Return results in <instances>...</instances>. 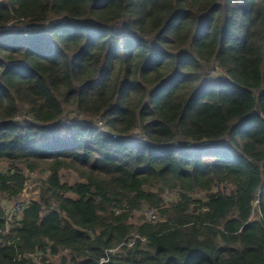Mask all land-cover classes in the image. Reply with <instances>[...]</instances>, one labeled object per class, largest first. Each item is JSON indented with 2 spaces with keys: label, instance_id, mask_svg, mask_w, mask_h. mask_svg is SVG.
I'll return each instance as SVG.
<instances>
[{
  "label": "trees",
  "instance_id": "trees-1",
  "mask_svg": "<svg viewBox=\"0 0 264 264\" xmlns=\"http://www.w3.org/2000/svg\"><path fill=\"white\" fill-rule=\"evenodd\" d=\"M0 230V264H264V0H0Z\"/></svg>",
  "mask_w": 264,
  "mask_h": 264
},
{
  "label": "built area",
  "instance_id": "built-area-1",
  "mask_svg": "<svg viewBox=\"0 0 264 264\" xmlns=\"http://www.w3.org/2000/svg\"><path fill=\"white\" fill-rule=\"evenodd\" d=\"M30 175H33V173H30ZM30 175L28 174V176H30ZM28 203H29V201L28 200H25L23 198V196H22V198H21V200L19 202H17L16 204L8 205L6 207V209H5L6 211L5 212H6V215L8 216V223L9 224H12L13 223V218H14L15 215H18L19 216V215L22 214V212L24 211V209L26 207V204H28ZM144 215H146L147 218L150 219V220H152V221H156L157 220V215L155 214V211H153V210H147V211H145L144 212ZM9 226L10 225H8L7 228ZM6 232H4L3 230H0V240H1V235H5ZM113 252H115V250H111V253H113ZM23 257L24 258H27L28 255H24ZM104 262H106V260H103L102 263H104Z\"/></svg>",
  "mask_w": 264,
  "mask_h": 264
},
{
  "label": "rangeland",
  "instance_id": "rangeland-1",
  "mask_svg": "<svg viewBox=\"0 0 264 264\" xmlns=\"http://www.w3.org/2000/svg\"><path fill=\"white\" fill-rule=\"evenodd\" d=\"M45 177V176H43ZM76 176H69V175H64V180H68L70 182H74V179ZM38 187H39V183L37 182V180L34 179H31L29 182H28V185H27V188H26V191L23 195V198L25 200H33V199H36L37 196L39 195V190H38ZM203 195H200V196H197V198H203L202 197ZM164 198H165V201L166 202H173L176 198H177V195L175 192L173 193H168V194H164ZM139 217V216H138ZM58 258H54L53 261H57Z\"/></svg>",
  "mask_w": 264,
  "mask_h": 264
},
{
  "label": "crops",
  "instance_id": "crops-1",
  "mask_svg": "<svg viewBox=\"0 0 264 264\" xmlns=\"http://www.w3.org/2000/svg\"><path fill=\"white\" fill-rule=\"evenodd\" d=\"M37 198H38V196H37ZM37 198H36V199H37Z\"/></svg>",
  "mask_w": 264,
  "mask_h": 264
}]
</instances>
